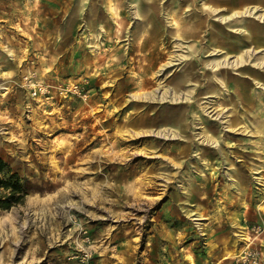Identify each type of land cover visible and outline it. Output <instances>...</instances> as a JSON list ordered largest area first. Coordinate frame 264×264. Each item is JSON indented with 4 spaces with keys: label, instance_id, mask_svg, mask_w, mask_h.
Masks as SVG:
<instances>
[{
    "label": "rangeland",
    "instance_id": "rangeland-1",
    "mask_svg": "<svg viewBox=\"0 0 264 264\" xmlns=\"http://www.w3.org/2000/svg\"><path fill=\"white\" fill-rule=\"evenodd\" d=\"M131 1L0 0V264H264V5Z\"/></svg>",
    "mask_w": 264,
    "mask_h": 264
},
{
    "label": "trees",
    "instance_id": "trees-1",
    "mask_svg": "<svg viewBox=\"0 0 264 264\" xmlns=\"http://www.w3.org/2000/svg\"><path fill=\"white\" fill-rule=\"evenodd\" d=\"M0 209L8 210L23 202L26 195L24 183L0 158Z\"/></svg>",
    "mask_w": 264,
    "mask_h": 264
},
{
    "label": "bare ground",
    "instance_id": "bare-ground-1",
    "mask_svg": "<svg viewBox=\"0 0 264 264\" xmlns=\"http://www.w3.org/2000/svg\"><path fill=\"white\" fill-rule=\"evenodd\" d=\"M150 3V2H149ZM150 4H152V3H150ZM256 9H258L257 7H254V8H252V9H248V8H246V10L244 11V12H242V14H247L248 13V15H252L253 14V12L256 10ZM238 15V13H234V14H232V15H230V16H222L221 18H216L217 19V21H220L221 23L223 22V23H225V22H227V21H229L230 20V18H232V17H234L235 15ZM258 20H260L261 22H264V14H260L258 17ZM233 24V23H232ZM257 25V24H256ZM249 29V28H248ZM245 30V31H243V33H245V35H244V37L251 43V44H260V43H258V41H256V40H254L252 37H251V34H250V31L249 30ZM239 30V29H238ZM238 32V31H237ZM240 32V31H239ZM242 32V31H241ZM246 52H247V50H246ZM257 53V52H259V51H257V49H252V50H249L248 51V53H250L251 55L253 54V53ZM248 56V55H247ZM262 56V55H261ZM241 57H242V55H241ZM240 57V58H241ZM244 58V57H243ZM238 59H239V57L238 58H236V60L234 61L235 63H237V61H238ZM242 59V58H241ZM241 59H240V62H241ZM207 64V67L208 66H210L211 67V69H219L220 67H223L224 65H225V67H227V62H225V61H211V62H208V63H206ZM239 65V64H238ZM255 66H256V68H261V67H264V61H261V62H258V63H256L255 64ZM142 70V69H141ZM251 70V72H254V73H257V70L258 69H250ZM120 75V74H119ZM191 78V77H190ZM258 84L260 83V82H257ZM259 87L261 88V91H262V93H264V82H261L260 84H259ZM164 89V88H163ZM164 95H167V93H168V90H164ZM147 94H149V93H147ZM177 96H178V92H176L175 91V88H174V91H173V93H172V98H177ZM168 98V97H167ZM222 112V111H221ZM221 112H218L217 113V116H219L220 114H222ZM239 125H241V127L243 128V131H245V130H248V126L247 125H245V124H243L242 122H239ZM131 130V129H130ZM130 130H127L126 131V133H128L129 135H131L132 133H130L129 131ZM142 132V131H141ZM144 132V131H143ZM147 132V131H146ZM159 132V131H158ZM165 132V131H164ZM135 133V132H134ZM138 133H140V132H138ZM125 134V133H124ZM135 134H137V133H135ZM175 135H180L179 133H177V134H173V136H175ZM139 136V135H138ZM166 136H171V133H166ZM141 150V149H140ZM143 151V150H142ZM240 236V238L243 240V241H245V232H241V234L239 235Z\"/></svg>",
    "mask_w": 264,
    "mask_h": 264
},
{
    "label": "crops",
    "instance_id": "crops-1",
    "mask_svg": "<svg viewBox=\"0 0 264 264\" xmlns=\"http://www.w3.org/2000/svg\"><path fill=\"white\" fill-rule=\"evenodd\" d=\"M145 2H146V4H147V2L149 3H153L154 2V0H144ZM239 1H241V2H243V1H245V2H247L246 4V7H244L243 9H241V10H232V11H230V13H228V12H226V13H221L220 11H219V9L220 8H214V7H212V6H207L206 4H202L201 5V10H202V12H205L208 16H212V15H214V17L215 18H221L222 16H229V15H231L232 13H234V12H242V11H244L245 10V8H247V7H249V5L250 4H252V3H259V4H262V5H264V0H239ZM130 4H131V6L133 7V8H135V10H134V16L135 17H140V18H142V14L145 12V16H144V18L145 17H147V22H151L150 21V19H149V17H148V15H146V13H147V9L144 11V10H141V8H140V0H133V1H131V2H129ZM115 6H116V8L117 7H122L123 6V2H122V0H117V3H115L114 4ZM175 7V10L177 11V5L176 6H174ZM174 7H171V9H174ZM216 7V6H215ZM251 7H260V6H256V5H253V6H251ZM123 9V10H122ZM122 9H120V11H118L117 12V14H118V16L119 15H121V13L123 14L125 11H124V8H122ZM157 11H155V14H157L156 13ZM241 14H239V16H240ZM156 16H158V15H156ZM217 16V17H216ZM245 16V15H244ZM149 19V20H148ZM233 19V18H232ZM217 20V19H216ZM230 20H231V18H230ZM229 20V21H230ZM241 20H243V21H245L244 19H241ZM252 37V36H251Z\"/></svg>",
    "mask_w": 264,
    "mask_h": 264
}]
</instances>
